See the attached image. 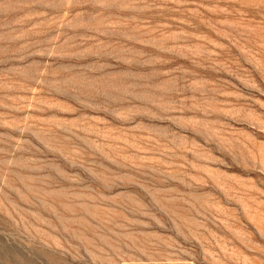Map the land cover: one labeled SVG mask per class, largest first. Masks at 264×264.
I'll return each instance as SVG.
<instances>
[{"label":"rangeland","instance_id":"obj_1","mask_svg":"<svg viewBox=\"0 0 264 264\" xmlns=\"http://www.w3.org/2000/svg\"><path fill=\"white\" fill-rule=\"evenodd\" d=\"M0 264H264V0H0Z\"/></svg>","mask_w":264,"mask_h":264}]
</instances>
